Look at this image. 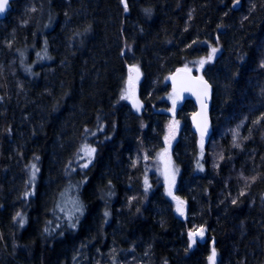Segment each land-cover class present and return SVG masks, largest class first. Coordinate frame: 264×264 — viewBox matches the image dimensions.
Here are the masks:
<instances>
[{"label": "trees", "instance_id": "trees-1", "mask_svg": "<svg viewBox=\"0 0 264 264\" xmlns=\"http://www.w3.org/2000/svg\"><path fill=\"white\" fill-rule=\"evenodd\" d=\"M262 64L264 0H12L0 20V264H208L211 246L213 264H264ZM178 69L212 89L203 144L193 103L175 114L181 217L144 170ZM130 70L139 105L121 102ZM84 144L95 153L78 173ZM75 180L81 211L66 224L55 210Z\"/></svg>", "mask_w": 264, "mask_h": 264}, {"label": "rangeland", "instance_id": "rangeland-1", "mask_svg": "<svg viewBox=\"0 0 264 264\" xmlns=\"http://www.w3.org/2000/svg\"><path fill=\"white\" fill-rule=\"evenodd\" d=\"M197 76L202 78V75L200 73H197ZM131 79H135V82L132 83V85H135L132 87V89L129 87L127 88V85H125L124 90L121 95V102L123 103H129L131 102V99L133 98L132 91L135 92L137 90V74L135 71L130 70L127 75V81H131ZM126 81V84L128 83ZM172 93V92H171ZM125 97V98H122ZM173 101H175V106L173 105ZM168 109L163 110V113L167 114L169 116V120L165 125L164 128V136H163V148L159 150L155 156V158L152 161H147L144 166L145 174H146V183L149 185L153 183L154 187L161 186L163 189V192L167 199L173 204V210L175 214L179 217L183 216L185 213V205L183 201H181L179 198L175 196V188L177 184V179L179 175V171L177 166L173 163V160L171 158V151L173 147V143L175 142L178 132L180 129V123L176 120L175 114L179 108H181V103L177 100V98L172 94V98L168 101ZM139 107V106H136ZM202 139V138H200ZM205 139L203 138L201 140L202 144L204 143ZM86 148H93L86 144L82 145L78 153L75 156L74 161L72 162V169L75 172L81 173L82 170L86 169L92 161V158L94 156V153L91 155H88L84 149ZM87 164V167H84V165ZM75 172H71L72 174ZM78 174H76L77 176ZM78 182L80 183V176L78 175ZM167 178V179H166ZM79 183H76V180L74 182H71L68 186L63 195L60 202L57 204V208L55 210V216H59L57 221H64L66 224H71L72 221H74V215H76L78 212L81 211V203L79 201V198L77 196V190ZM169 190L171 191V195H169ZM175 197L176 199H173ZM178 201L182 202L179 204V207L182 208L183 214H180L177 211L178 207ZM203 232V235H200L199 233ZM196 232H193V237L191 241H199L201 242V236L205 235V230L201 229Z\"/></svg>", "mask_w": 264, "mask_h": 264}, {"label": "water", "instance_id": "water-1", "mask_svg": "<svg viewBox=\"0 0 264 264\" xmlns=\"http://www.w3.org/2000/svg\"><path fill=\"white\" fill-rule=\"evenodd\" d=\"M12 0H8L5 10L0 12V20H2L10 9V3ZM134 83L135 79H131ZM170 91L177 98L180 103L184 101H191L195 107V112L191 118V124L194 134L202 138H208L211 133V121L209 117V108L211 102L212 89L210 84L203 78L198 77L187 69H178L173 72L168 80ZM205 85L207 87L205 88ZM133 98L131 102L135 105H139L136 100V93L132 91ZM140 110L142 109L141 106ZM214 249L211 246L210 256H212ZM216 258V254L214 259ZM214 261V260H213ZM213 261L209 260L208 264H213Z\"/></svg>", "mask_w": 264, "mask_h": 264}, {"label": "snow or ice", "instance_id": "snow-or-ice-1", "mask_svg": "<svg viewBox=\"0 0 264 264\" xmlns=\"http://www.w3.org/2000/svg\"><path fill=\"white\" fill-rule=\"evenodd\" d=\"M7 3H8V0H0V12H3L4 10H5V6L7 5ZM217 51V49H215V48H213L212 49V52L209 54V57H208V60H211L212 59V56L215 54V52ZM206 61L205 60H200L199 61V63L201 64V66L205 63ZM262 67H264V64H262L261 65ZM207 87V85H205V88ZM122 98H125V97H123L122 96ZM173 105L175 106V101H173ZM202 139H203V133H202ZM84 151H86V153L88 154V155H91L92 153H94L95 152V149L94 148H86V149H84ZM84 167H87V164H85L84 165ZM33 168H35V165H33ZM167 179V178H166ZM253 179H255V178H253ZM243 194V193H242ZM169 195H171V191L169 190ZM173 199H176L175 197H173ZM180 203H182V202H179L178 201V207H177V211L180 213V214H183V210H182V208L181 207H179V204ZM233 203H235V201H233ZM105 215H107V213H105ZM21 223H22V221H21ZM74 226V225H73ZM200 235H203V232H202V230H201V232L199 233ZM192 237H193V233H189V238H190V240L192 239ZM195 241L193 240V243H194ZM189 247H191V244L189 245ZM214 257H215V251H213V253H212V256L211 257H209V260L210 261H213L214 260Z\"/></svg>", "mask_w": 264, "mask_h": 264}]
</instances>
